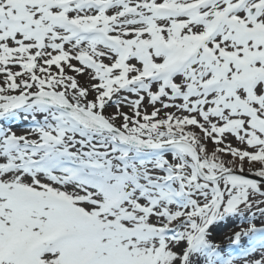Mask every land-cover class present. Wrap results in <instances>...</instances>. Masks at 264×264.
Segmentation results:
<instances>
[{
    "label": "snow or ice",
    "instance_id": "6c2138e0",
    "mask_svg": "<svg viewBox=\"0 0 264 264\" xmlns=\"http://www.w3.org/2000/svg\"><path fill=\"white\" fill-rule=\"evenodd\" d=\"M0 264H264V0H0Z\"/></svg>",
    "mask_w": 264,
    "mask_h": 264
}]
</instances>
